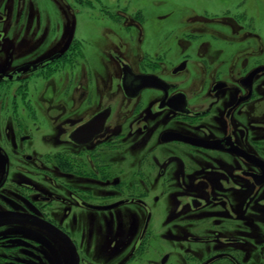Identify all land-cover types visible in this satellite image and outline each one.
I'll list each match as a JSON object with an SVG mask.
<instances>
[{
	"label": "flooded vegetation",
	"instance_id": "1",
	"mask_svg": "<svg viewBox=\"0 0 264 264\" xmlns=\"http://www.w3.org/2000/svg\"><path fill=\"white\" fill-rule=\"evenodd\" d=\"M196 34L162 36L156 72L117 59V97L27 112L6 88L60 56L0 72V264H264V71L245 80L264 65L234 78L214 60L192 87Z\"/></svg>",
	"mask_w": 264,
	"mask_h": 264
},
{
	"label": "rangeland",
	"instance_id": "2",
	"mask_svg": "<svg viewBox=\"0 0 264 264\" xmlns=\"http://www.w3.org/2000/svg\"><path fill=\"white\" fill-rule=\"evenodd\" d=\"M175 30L196 31L199 37L200 44H189V64L179 75L192 87L201 74L215 72L214 60L222 71L231 68L234 78L264 65V0H0V72L60 56L26 75L25 84L10 83L6 105L30 112V107L43 110V97H59L54 105L61 97L70 103L76 97H117L116 60L156 72L151 48ZM198 56L206 65L199 63L200 69ZM253 88L254 95L264 93V74ZM78 109L85 115V107Z\"/></svg>",
	"mask_w": 264,
	"mask_h": 264
},
{
	"label": "water",
	"instance_id": "3",
	"mask_svg": "<svg viewBox=\"0 0 264 264\" xmlns=\"http://www.w3.org/2000/svg\"><path fill=\"white\" fill-rule=\"evenodd\" d=\"M33 69H35V67H33ZM123 69H124V76H125L126 72L131 73V70H130V68L128 66L124 65V68ZM263 71H264V67L257 68L255 70L251 71L247 75V77L245 78V80H247L248 81V84H249V88H248L249 89V93L251 92V83L253 81V78L257 74H259V73H261ZM137 77H138V80H139V84L141 86L140 87L141 89L152 86V84L155 82V80H158L155 76L139 75ZM105 118L106 117H103L102 118V121H101V124L102 125L104 123ZM74 134H77L78 136L85 134V124L81 128H79ZM5 218H7V219H13L12 216H8V215L4 216V219Z\"/></svg>",
	"mask_w": 264,
	"mask_h": 264
}]
</instances>
